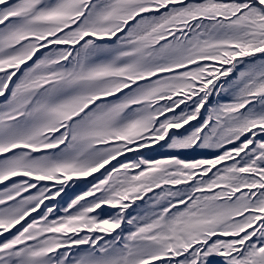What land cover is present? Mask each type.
Wrapping results in <instances>:
<instances>
[{
	"label": "snow or ice",
	"instance_id": "obj_1",
	"mask_svg": "<svg viewBox=\"0 0 264 264\" xmlns=\"http://www.w3.org/2000/svg\"><path fill=\"white\" fill-rule=\"evenodd\" d=\"M0 264H264V0H0Z\"/></svg>",
	"mask_w": 264,
	"mask_h": 264
},
{
	"label": "trees",
	"instance_id": "obj_2",
	"mask_svg": "<svg viewBox=\"0 0 264 264\" xmlns=\"http://www.w3.org/2000/svg\"><path fill=\"white\" fill-rule=\"evenodd\" d=\"M158 149H159V146H157V149L156 150H151V149L147 150L146 149L144 151L146 153H148L150 156H153V157H160V156H165V155H168L169 154L165 149H160L159 153L157 154V150ZM204 154H208V153H204ZM192 155H201V153H193Z\"/></svg>",
	"mask_w": 264,
	"mask_h": 264
},
{
	"label": "rangeland",
	"instance_id": "obj_3",
	"mask_svg": "<svg viewBox=\"0 0 264 264\" xmlns=\"http://www.w3.org/2000/svg\"><path fill=\"white\" fill-rule=\"evenodd\" d=\"M159 151H160V148L157 150V154L159 153ZM97 175H99V174H97ZM81 187H82L81 182H77V187L72 188V189H70V190L68 191L67 196H65V200H67L69 196H72V195H74L75 193L79 192V191L81 190ZM34 215H36V214H34Z\"/></svg>",
	"mask_w": 264,
	"mask_h": 264
}]
</instances>
